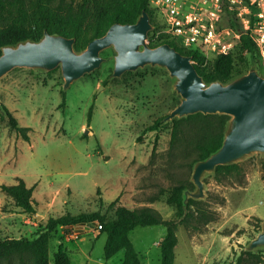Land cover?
<instances>
[{
  "label": "rangeland",
  "instance_id": "rangeland-1",
  "mask_svg": "<svg viewBox=\"0 0 264 264\" xmlns=\"http://www.w3.org/2000/svg\"><path fill=\"white\" fill-rule=\"evenodd\" d=\"M256 2L243 0L251 29L264 22V0ZM223 7L222 23L238 35L240 31L249 34L226 0ZM156 28L149 32L151 41L166 40ZM233 43L228 53L233 65L246 73L255 64L264 76V45L256 44L255 60L242 49L240 37ZM113 56L110 48L102 51L100 67L65 91L59 68L50 72L16 68L0 80V104L21 126L30 128V141L25 142L0 114V186L23 179L34 187L36 205L34 216L23 214L0 190V240H32L49 217L66 213L101 211L114 219V210L107 206L116 199L117 205L151 208L163 219L173 220L176 210L165 198L179 184H189L186 190H193L190 175L196 151L192 131L183 127L172 144L171 121L143 132L179 103L168 73L145 67L109 79ZM204 57L212 62L217 56ZM236 164L238 169L231 174L203 178L205 197L197 201V209L191 208L187 226L177 227L173 264H264V250L251 252L254 256L244 253L264 221V157L254 154ZM75 227H59L51 234L49 264L60 244L70 264L121 263L123 251L104 258L106 235L100 234L96 222ZM76 231L79 238H70ZM164 235L162 225L132 230L129 238L141 264H160L158 243ZM0 264L7 262L0 260Z\"/></svg>",
  "mask_w": 264,
  "mask_h": 264
},
{
  "label": "trees",
  "instance_id": "trees-1",
  "mask_svg": "<svg viewBox=\"0 0 264 264\" xmlns=\"http://www.w3.org/2000/svg\"><path fill=\"white\" fill-rule=\"evenodd\" d=\"M142 12H147L151 23L156 26L154 11L149 7V0H0V48L25 39L38 40L46 30L50 34L74 38V49L82 51L89 41L104 35L112 24H132ZM148 39L151 47L167 43L182 55L189 56L197 73L207 83L213 81L225 83L232 77L242 74L233 65L232 58L228 54L219 55L212 62H206L201 52L179 47L172 40L160 39L153 43L151 34ZM240 43L242 49L252 59L257 60V46L243 31H240ZM63 101L62 97L61 103ZM91 113L92 107L88 112V124L91 120ZM0 114L6 118L9 128L17 136L25 142L30 141L28 134L30 128L21 126L8 108L1 104ZM228 119L229 117L226 115H203L200 113L179 120L174 119L171 121V144L179 137L183 127L189 128L194 136L192 146L196 151V158L191 163L192 165L218 150L222 144L223 131ZM163 122L164 117L159 118L146 127L143 132L155 131ZM237 169V164L218 166L215 174L216 176L231 174ZM16 181L13 185H1V192L9 197L14 206L19 208L23 214L34 216L36 213L33 199L34 187H28L21 178H17ZM187 186L182 184L174 186L165 198V203L176 210L173 220L163 219L156 210L151 208L128 209L117 205L116 199L107 206L108 209L114 210V219L109 220L101 211L83 212L76 215L66 213L55 218L49 217L32 240H0V260L7 264L14 262L16 264H49V242L52 233L59 227L96 222L101 226L100 234L106 235L104 258L108 260L116 253L123 251L124 257L120 264H141L129 238V234L134 228L164 226L165 235L158 243L161 255L160 264H173L177 227L179 225L187 226L188 219L193 215L191 208L197 209L200 204L193 199H188L186 209H184V192ZM153 200L155 201V199ZM244 253L249 256L255 255L246 251ZM53 264H70L69 256L62 244L53 254Z\"/></svg>",
  "mask_w": 264,
  "mask_h": 264
},
{
  "label": "water",
  "instance_id": "water-1",
  "mask_svg": "<svg viewBox=\"0 0 264 264\" xmlns=\"http://www.w3.org/2000/svg\"><path fill=\"white\" fill-rule=\"evenodd\" d=\"M153 30L149 14L142 12L132 24H112L104 35L89 41L82 51L74 49V38L44 30L38 40L25 39L0 48V80L16 68L40 72L59 68L65 91L73 82L97 70L103 62L101 52L109 48L114 53L109 79L145 67L165 70L179 97V103L164 117L165 122L198 113L229 117L218 150L192 165L193 190L184 192L186 209L188 199L199 201L205 197L203 178L215 174L218 166H230L254 154L264 157V77L252 64L246 73L225 83H207L197 73L189 56L167 43L151 47L148 38ZM258 250H264V221L256 237L244 248L246 252Z\"/></svg>",
  "mask_w": 264,
  "mask_h": 264
},
{
  "label": "built area",
  "instance_id": "built-area-1",
  "mask_svg": "<svg viewBox=\"0 0 264 264\" xmlns=\"http://www.w3.org/2000/svg\"><path fill=\"white\" fill-rule=\"evenodd\" d=\"M226 1L230 10H236L235 16L243 23L246 32H250L251 40L259 46L264 45V22H258L259 28L251 29L249 18L244 17L246 6L243 0ZM250 1L258 3L257 0ZM223 4L224 0H149V7L157 17V28L154 26V29H158V34L179 47L205 56L227 55L233 48V40L240 37V33L238 35L222 23ZM258 14L263 19L262 12ZM261 53L264 56L262 50ZM97 228L100 230L101 226ZM70 238L78 239L79 232H74Z\"/></svg>",
  "mask_w": 264,
  "mask_h": 264
},
{
  "label": "crops",
  "instance_id": "crops-1",
  "mask_svg": "<svg viewBox=\"0 0 264 264\" xmlns=\"http://www.w3.org/2000/svg\"><path fill=\"white\" fill-rule=\"evenodd\" d=\"M33 193H34V191H33ZM118 196V194L116 195V197ZM34 197V196H33ZM35 207H36V205H35ZM36 209V208H35Z\"/></svg>",
  "mask_w": 264,
  "mask_h": 264
}]
</instances>
